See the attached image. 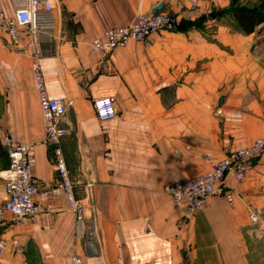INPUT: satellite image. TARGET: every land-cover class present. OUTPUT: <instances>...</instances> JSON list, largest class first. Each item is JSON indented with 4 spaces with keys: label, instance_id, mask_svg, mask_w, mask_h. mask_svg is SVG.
Listing matches in <instances>:
<instances>
[{
    "label": "crops",
    "instance_id": "0c3cea01",
    "mask_svg": "<svg viewBox=\"0 0 264 264\" xmlns=\"http://www.w3.org/2000/svg\"><path fill=\"white\" fill-rule=\"evenodd\" d=\"M192 2L195 3L193 8ZM56 28L39 60L50 96L68 105L61 140L75 197L96 214L100 257L86 250L88 221L69 210L36 91L31 51L0 42V203L8 200L5 139L31 144L37 198L51 212L0 230V264H264V154L243 182L189 215L166 188L209 172L227 154L264 138V23L247 33L233 10L262 0H51ZM0 12L11 14L10 0ZM183 17V31L130 42L109 55L92 43L139 15ZM113 97L102 122L94 100ZM252 208L260 214L257 224Z\"/></svg>",
    "mask_w": 264,
    "mask_h": 264
},
{
    "label": "built area",
    "instance_id": "2783aa9c",
    "mask_svg": "<svg viewBox=\"0 0 264 264\" xmlns=\"http://www.w3.org/2000/svg\"><path fill=\"white\" fill-rule=\"evenodd\" d=\"M11 14L0 12V42L13 51L29 50L35 58L33 70L36 91L39 97L45 123V144L53 147L55 166L60 177L59 187L65 192L69 210L80 221H88L86 250L92 257H100L101 230L98 228L96 214L87 215L86 207L75 197L74 184L71 181L61 140L68 131L62 126L68 110L64 98L50 96L39 60L44 55V41L50 38V32L56 28V18L51 0H10ZM195 5L194 2H192ZM183 17L170 13H151L138 16L136 22L127 27L111 28L101 38L93 41L92 46L103 55H109L119 48H125L130 42H143L155 34L179 30L185 23ZM94 108L102 122L117 117L116 102L113 97H100L94 100ZM5 148L9 157V167L3 172V180L8 200L0 203V230L7 224V214L17 221L34 219L43 213L51 212L37 201L41 193L40 182L35 176L36 156L31 144L18 143L12 138L5 139ZM264 154V138L257 139L249 147L230 152L215 163L206 174L180 180L166 188L175 206L187 214L204 211L214 195H222L234 206L239 195L228 189L227 179L233 175L243 182L254 164ZM250 209V218L259 224L262 217ZM5 252V241L0 238V256ZM71 264H85L81 256L71 258Z\"/></svg>",
    "mask_w": 264,
    "mask_h": 264
},
{
    "label": "trees",
    "instance_id": "16d2710c",
    "mask_svg": "<svg viewBox=\"0 0 264 264\" xmlns=\"http://www.w3.org/2000/svg\"><path fill=\"white\" fill-rule=\"evenodd\" d=\"M233 12L235 13L242 28L249 34L253 33L257 26L264 23V0H262L258 9L250 10L247 8H239L233 10ZM186 24L187 23H184L182 27Z\"/></svg>",
    "mask_w": 264,
    "mask_h": 264
},
{
    "label": "rangeland",
    "instance_id": "374dc122",
    "mask_svg": "<svg viewBox=\"0 0 264 264\" xmlns=\"http://www.w3.org/2000/svg\"><path fill=\"white\" fill-rule=\"evenodd\" d=\"M193 5V4H192ZM193 8H195V5H193ZM151 13H156V14H159V13H167V12H151ZM151 13H148V14H151ZM144 15V14H143ZM173 15V14H172ZM139 16H141V15H139ZM177 16H179V15H177ZM185 22H187V21H185ZM184 30V28L183 27H181L179 30H177V31H172V32H178V31H183ZM263 31V33H264V30L263 29H260V33ZM262 34V33H261ZM261 41H264V38L261 40Z\"/></svg>",
    "mask_w": 264,
    "mask_h": 264
}]
</instances>
